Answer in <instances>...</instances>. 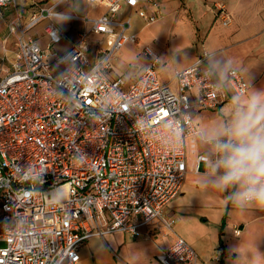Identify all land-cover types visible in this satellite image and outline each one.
Segmentation results:
<instances>
[{
    "label": "built area",
    "instance_id": "1",
    "mask_svg": "<svg viewBox=\"0 0 264 264\" xmlns=\"http://www.w3.org/2000/svg\"><path fill=\"white\" fill-rule=\"evenodd\" d=\"M63 1L0 0V264H77L88 238L113 232L153 241L172 232L157 261L199 264L163 208L180 192L188 150L194 172L216 159L194 116L224 102L236 115L245 78L231 67L220 80L213 52L204 51L162 82V60L149 46L138 75L110 78L121 48L138 40L132 13L143 25L155 23L158 1L84 0L104 8L94 15L56 9ZM214 5L229 25L231 13ZM56 18L78 23L76 37ZM10 45L14 59L5 67Z\"/></svg>",
    "mask_w": 264,
    "mask_h": 264
},
{
    "label": "rangeland",
    "instance_id": "2",
    "mask_svg": "<svg viewBox=\"0 0 264 264\" xmlns=\"http://www.w3.org/2000/svg\"><path fill=\"white\" fill-rule=\"evenodd\" d=\"M201 1L204 8L210 12L215 19L209 31V25H206V22L200 23V21H198L197 34H195L196 27H194V21L191 20L195 17V6L192 5V2H194L193 0H171L172 6L170 9L172 15L165 14L164 17L157 22L145 25V27L140 29L137 33V42L125 44L114 58L113 65L115 71L123 73L126 76L137 73L147 60V57L142 53V47L148 45L152 47L155 52L158 50V52L160 51L167 57L164 58L165 64L160 70L161 76L166 77L172 69L181 66L187 59L190 51L196 50V46H199V42L196 43L195 41L198 36L204 37L207 34L205 38L208 40L211 34L214 35L221 32L225 34L235 27L241 29L244 26L246 29H257L259 25V18L255 15L257 4L262 3L261 8L264 13V0ZM230 1L236 2L232 10H230L229 6ZM216 2L224 5L226 10L231 13L232 19L234 16L233 13L235 14L233 23L227 26L221 24L220 16L214 5ZM28 3V0H21V4L24 6L28 5ZM56 9L63 12H75L77 14H83L86 10L94 14L101 10L100 8H93L91 4H86L84 0L63 1ZM55 20L63 30L68 32H73L78 26V23L65 19L56 18ZM138 25L140 26L141 24L138 23ZM40 28L41 25H37L30 32L32 34L39 33L41 30ZM5 32L6 19L0 15V52L2 48V37ZM43 41L44 39L41 38L39 43H43ZM62 45L63 44H57V49H60ZM205 45H207V47H215L206 41ZM201 49L202 48H200V50ZM214 58L219 61L222 58L224 59V56L223 54H219ZM252 84L253 92L256 94L260 93L261 89L264 88V80L256 83L252 81ZM214 130L215 128L209 129L212 133ZM186 155L188 158V171L183 184L184 193L176 196L170 202L169 206L165 207V210L172 212L176 218L179 217L174 225L175 233L183 234L186 238L191 237L194 240L195 249L200 248L202 245L217 247L218 240L216 239V234L220 227L221 216L226 211L225 201H227L230 196L232 188L229 187L226 190L217 189L213 181L220 175L219 171H214L212 166H206L204 171L194 172L192 170L193 155L189 150ZM216 191L220 198V204L219 202H215L213 198ZM227 206L228 211L226 220L232 223L233 229L243 227L246 221L247 223L240 235L234 234L232 227L229 224L227 225L222 239L226 247L229 248L235 256L231 254L228 258H225L224 264H264V208L248 206L239 209L236 208L230 200ZM173 236L174 233L167 232L166 235L161 236L157 241L147 240L145 243H139L140 246L136 248L130 246L128 249L129 255L133 254L137 255V257L144 258L153 250H159V248L166 246L167 242L173 239ZM117 239L119 238L112 237L111 235L106 236L107 244L110 246L111 250H114L115 255H117L116 260L119 264L122 263L124 254L122 248L114 249ZM122 242H124L125 245L127 244L125 238ZM95 249L96 248L93 247L90 248L89 251L96 253ZM231 259L233 260L232 263L230 262ZM151 260L153 264H157L154 263L153 258Z\"/></svg>",
    "mask_w": 264,
    "mask_h": 264
},
{
    "label": "crops",
    "instance_id": "3",
    "mask_svg": "<svg viewBox=\"0 0 264 264\" xmlns=\"http://www.w3.org/2000/svg\"><path fill=\"white\" fill-rule=\"evenodd\" d=\"M32 1H37V2L42 1V4L49 5L53 3L54 0H28L29 2L28 4H30ZM157 1L159 3V6L162 12L161 18H163L165 14L172 15L171 9H170V7L172 6L171 0L169 1L168 0H164V1L157 0ZM193 1L194 2H192V5L195 6V17L192 19L190 18V19L194 21V27H196L195 34H197L198 21H200V23L206 22V25H209V29H208L209 31L212 27V24L215 21L213 15L204 8L201 0H193ZM19 2L21 3V0H19ZM164 2H167V3H164ZM229 4H230L229 5L230 10H232V8H234L233 6L236 5V2L230 1ZM25 6H28V5H25ZM92 7L95 9H99V8L101 9L98 13H94V14H99L104 11V8L100 5H92ZM261 7H262V3L257 4L256 12H255V15L259 18V25L257 29H253V30L246 29V27L244 26L241 29H238L235 27L234 29L226 32L225 34L223 32L216 33L214 35L211 34L208 40L205 38L207 34L204 37L203 36L200 37L197 35L198 37L195 41L196 43L199 42V46H196V50L190 51L188 53L187 59L181 64V66L175 67L174 69H172V71H170V73L166 77L161 76L160 70L165 64L164 58H167V57L165 56V54L161 53L160 51L158 52V50H156L157 51L156 53L160 56L162 60V65L157 70V76L159 80L162 82L168 81L174 74L175 70H179V69H183L187 67L202 52L204 51L213 52V56L209 60V63L214 69L217 76L220 78V80H224L226 78L227 71L231 67L238 69L242 73L243 77L245 78L248 84V90H247V93L240 100L241 101L240 110L246 109L249 98L256 94L255 92H253V89H252V85H253L252 81L256 83V82H260L264 80V29H263L264 13L262 12ZM122 13H132V11L128 9H123ZM90 14L94 15L93 13H90ZM132 15H133V31L135 33H138L140 29L145 27V25H143L142 20L138 18L134 13H132ZM233 15L235 16L234 13ZM234 16H233L231 23L234 22ZM138 23H140L141 25L139 26ZM70 34L72 35L73 38L76 37L75 31L71 32ZM205 41L207 43H211L215 47H207V45H205ZM62 44L63 45L60 49L66 47V42H63ZM145 46H148V45H145ZM143 47H142V53H143ZM200 48L202 49L200 50ZM15 49H16L15 46L10 45V49L6 53V61L4 62L3 66L5 67L9 66L10 62L14 59ZM219 54H223L224 59L222 58L221 60L217 61L215 60L216 58L214 57L216 55L218 56ZM2 55H3V51L1 48L0 57ZM147 61H148V57H147L145 64L142 66V68L146 65ZM142 68L138 70L137 73L130 75V76H126L123 73H118L115 71V69H112L108 73V77L114 78L117 75L122 74L126 78H132L138 75L140 71L142 70ZM0 69H1V63H0ZM258 94L264 95V88L261 89L260 93ZM234 119H235V116H233L232 114V104L230 102H224L214 109L201 110L199 114L194 116V120L197 122L199 126V130H200L199 137H206V138L211 137L212 135L211 134L212 132H210L209 129L215 128V130H223V128L230 125ZM199 143H201V141H199ZM193 166H194V161L192 157V170H193ZM206 166L211 167L212 164H208ZM187 169H188V159H187ZM205 169L206 167H204L202 170L204 171ZM183 184H184V181H183ZM183 184L181 186V189L178 195L184 193ZM231 188L232 189L230 191V196L232 192L233 193L235 192L238 186H233ZM214 195H215L213 197L214 201L219 202L220 204V198H219L218 192L216 191ZM174 198H172L164 206L163 210L167 216L174 217L176 220H178L179 217L176 218L172 212H168L165 210L166 209L165 207H168L170 202ZM225 203H226V208H225L226 211L221 216L220 227H219L218 233L216 234V239L218 240L217 242L218 246L212 247L211 245H208V246L202 245L200 246V248L196 249L199 254V264H224L225 258H228L231 254L235 256V254L232 253L230 249L226 247V244L224 243L222 239V235L224 234L228 224L232 227V230H234L232 223L226 220L227 211H228L227 205L229 203V199H227ZM246 223L247 221L245 222V224ZM244 226L239 227L240 232L238 235H240L243 232ZM176 234L181 236L187 242H189L191 245L194 246V240L191 237L186 238L183 234H180V233H176ZM108 235L119 238L115 241V245H114L115 250L116 248L118 249L122 248V252L124 254V259H122V263H119V264H153L152 263L153 261L151 260L152 258L154 259V263L160 264L156 259V254L158 250H153L150 254L146 255V257L144 258L137 257V255H133V254L129 255L128 249L130 246H133V248L139 247L140 246L139 243H143V242L145 243L147 242V240L144 239L143 237H133L130 234L123 233V232L109 233L105 235L103 238L100 236H93V237L88 238L84 242L82 247L80 248V251H79L80 259L77 264H118L116 260L117 255H115L114 250H111L110 246L107 244L106 236ZM124 238L126 239V242L128 245L127 244L125 245L124 242H122ZM172 240L173 239L169 240L167 244H169ZM93 247L96 248L95 249L96 253L89 251L90 248H93ZM113 253L115 256L113 255ZM217 255L220 257L219 260L215 259V256ZM230 262L232 263L233 260L231 259Z\"/></svg>",
    "mask_w": 264,
    "mask_h": 264
},
{
    "label": "clouds",
    "instance_id": "4",
    "mask_svg": "<svg viewBox=\"0 0 264 264\" xmlns=\"http://www.w3.org/2000/svg\"><path fill=\"white\" fill-rule=\"evenodd\" d=\"M211 142L216 156L212 168L221 172L215 187L238 186L228 197L236 208H264V95L250 97L230 125L213 131Z\"/></svg>",
    "mask_w": 264,
    "mask_h": 264
},
{
    "label": "trees",
    "instance_id": "5",
    "mask_svg": "<svg viewBox=\"0 0 264 264\" xmlns=\"http://www.w3.org/2000/svg\"><path fill=\"white\" fill-rule=\"evenodd\" d=\"M223 219H224V217H223Z\"/></svg>",
    "mask_w": 264,
    "mask_h": 264
}]
</instances>
